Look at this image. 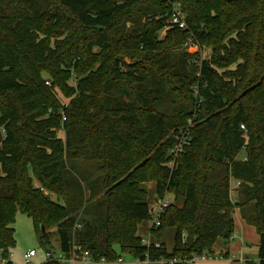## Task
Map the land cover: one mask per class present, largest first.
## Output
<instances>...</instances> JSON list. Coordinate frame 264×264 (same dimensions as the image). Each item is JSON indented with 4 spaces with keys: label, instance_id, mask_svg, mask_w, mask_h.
Listing matches in <instances>:
<instances>
[{
    "label": "trees",
    "instance_id": "obj_1",
    "mask_svg": "<svg viewBox=\"0 0 264 264\" xmlns=\"http://www.w3.org/2000/svg\"><path fill=\"white\" fill-rule=\"evenodd\" d=\"M151 181L156 199L183 198L150 229L175 228L171 252L138 234ZM236 210L260 237L243 264H264V0H0L3 264L17 212L42 245L159 264L217 246L228 258Z\"/></svg>",
    "mask_w": 264,
    "mask_h": 264
},
{
    "label": "built area",
    "instance_id": "obj_2",
    "mask_svg": "<svg viewBox=\"0 0 264 264\" xmlns=\"http://www.w3.org/2000/svg\"><path fill=\"white\" fill-rule=\"evenodd\" d=\"M170 1V0H168ZM170 22L176 24L180 29H186V15L182 11V9L177 5H173L171 10V18ZM168 27L166 26L163 30V33L166 31ZM185 46H197L196 43L193 42L192 38H189L185 43ZM49 83V82H47ZM66 117H63L65 120ZM244 128V126H242ZM189 131L187 130L181 138H179L178 143L175 147L171 150L172 155H176L179 151H181L184 147V144L187 143L189 139ZM240 182H237V186ZM171 201L168 197L156 199L154 204L150 206V214H151V227L150 229L154 228L157 229L160 226V217L163 212L169 207ZM233 238V237H232ZM142 243L149 246L151 245L142 238ZM159 246L158 244H155ZM37 255L36 250L31 249L25 252L24 254V264H31V260L33 257ZM46 259L56 262L58 264H123L120 259L117 261H109L105 257H97L91 250L84 248L82 245L74 244L73 247L69 252L61 251L60 249L57 250H47L46 251ZM211 257L208 254L203 255H192L190 258H173V259H160L158 261L159 264H176V263H185V264H196L200 259ZM245 261V260H244ZM242 262V264L244 263ZM6 260L0 257V264L5 263ZM148 260L139 261L138 264H147Z\"/></svg>",
    "mask_w": 264,
    "mask_h": 264
},
{
    "label": "rangeland",
    "instance_id": "obj_3",
    "mask_svg": "<svg viewBox=\"0 0 264 264\" xmlns=\"http://www.w3.org/2000/svg\"><path fill=\"white\" fill-rule=\"evenodd\" d=\"M165 29V28H164ZM163 29V30H164ZM165 33V32H164ZM163 31L161 33V36L164 35ZM185 46V45H184ZM189 51H194L197 46H186ZM206 51H202V54H205ZM125 60L131 64L132 62L130 59L125 58ZM133 64V63H132ZM49 81H46V83ZM70 85H76V80L73 78L69 81ZM58 98L61 100L63 104L66 106L70 102V98L64 96L59 90H57ZM61 135V133H60ZM244 153L240 154V157H243ZM148 192H154V189L148 190ZM170 201L174 202V198L172 195L167 196ZM154 199L150 198L151 206L154 204ZM14 228V235H15V246L11 250L10 259L13 264H24V254L28 250L34 249L36 250L37 255L32 258L31 264H41L46 260V251L47 250H57L59 248V243L56 240V237H51V240L53 241L51 245L46 244L42 245L40 243L36 228L34 226V223L32 219L21 212H17L15 216V221L13 224ZM174 229L173 228H166L164 231V239L166 242V246L170 248V245L174 239ZM247 254L249 257H253L255 255V250L257 249L256 246L251 240H247ZM220 246H217L215 249H217ZM120 257L118 259L121 260L123 264H138V259H136L132 254L130 253H121L119 251Z\"/></svg>",
    "mask_w": 264,
    "mask_h": 264
},
{
    "label": "crops",
    "instance_id": "obj_4",
    "mask_svg": "<svg viewBox=\"0 0 264 264\" xmlns=\"http://www.w3.org/2000/svg\"><path fill=\"white\" fill-rule=\"evenodd\" d=\"M142 186L148 191L152 188L154 189V192H148V203L151 206L150 198H153L156 201V183L154 181L147 182L142 184ZM237 187V181L235 179L231 180V197L232 199H235L236 197V191L235 188ZM154 201V202H155ZM173 202V201H171ZM177 206H182L183 204V198H178L177 201H174ZM235 233L233 235V238L230 241V244L228 246V258L222 257V254L225 253V248L218 247L215 249V252L213 254H208L211 257H206L203 259H200L196 264H242L244 260L250 259V260H257L258 258V246L260 237L255 229L254 226H251L247 224L240 215L239 210H236L235 215ZM151 221H143L138 226V234L144 238L148 243L150 244H158L164 243L166 245L164 234L161 239L155 238L151 232ZM176 232L175 228H173ZM174 232V236H175ZM247 240L253 241L252 244L256 246L255 255L253 257H249L247 254ZM174 245V239L170 245V248H167L168 252H171Z\"/></svg>",
    "mask_w": 264,
    "mask_h": 264
},
{
    "label": "water",
    "instance_id": "obj_5",
    "mask_svg": "<svg viewBox=\"0 0 264 264\" xmlns=\"http://www.w3.org/2000/svg\"><path fill=\"white\" fill-rule=\"evenodd\" d=\"M228 1H230V0H228ZM134 63H135V62H134ZM42 231H43V232L45 231L43 226H42Z\"/></svg>",
    "mask_w": 264,
    "mask_h": 264
}]
</instances>
